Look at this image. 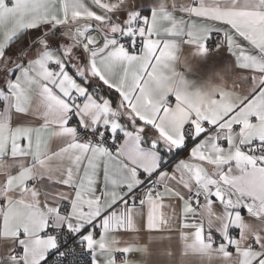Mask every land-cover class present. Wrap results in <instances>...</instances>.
Returning <instances> with one entry per match:
<instances>
[{"label":"snow or ice","instance_id":"6c2138e0","mask_svg":"<svg viewBox=\"0 0 264 264\" xmlns=\"http://www.w3.org/2000/svg\"><path fill=\"white\" fill-rule=\"evenodd\" d=\"M178 41L231 87L188 91ZM0 171V264H149L119 237L166 197L186 253L264 264V0H0Z\"/></svg>","mask_w":264,"mask_h":264},{"label":"crops","instance_id":"0c3cea01","mask_svg":"<svg viewBox=\"0 0 264 264\" xmlns=\"http://www.w3.org/2000/svg\"><path fill=\"white\" fill-rule=\"evenodd\" d=\"M167 2V0H166ZM178 2H185V0H178ZM179 15V14H177ZM35 31V30H32ZM222 34V33H221ZM23 39V38H22ZM222 39V37H221ZM218 39L210 38L208 45L212 44L215 48L216 41ZM180 47L177 50V55L180 57L179 60L175 62V70L178 74L183 76L185 81H187V90L188 91H198L204 90L209 85L221 82L219 80L220 76L223 75L224 83L228 87H231L232 81L234 80V75L227 71V67L230 63V58L228 54L219 53V52H209L202 56L193 55L191 53V48L187 45H184L182 42H179ZM21 45L18 43L8 50V55L15 58L17 51ZM116 95L112 96L113 101L116 100ZM169 102L172 105H175V96L169 94ZM148 135H151V129L147 132ZM202 138V137H201ZM58 141L54 139L53 147L55 148ZM193 145H189L188 151L180 152L175 157L171 159V164L175 165L179 159H186L188 157L190 148ZM226 146V144H225ZM171 171V167L168 169ZM15 174V172H13ZM4 173L0 171V177ZM102 177V171H101ZM203 202V200H202ZM163 207L160 209L166 216L171 217V223L168 228L161 231H153L149 233L146 229L139 230V228L129 230L124 232L119 238L122 240L121 247L132 244H150L152 249V256L150 257L149 264H226L223 257L216 253L214 250L210 253L208 257H201L196 253L185 252L184 242L180 239V211H181V202L178 200H170L169 198H164ZM193 206H195L193 204ZM214 208L217 212L222 211V206H219L218 203L214 204ZM241 215L246 220V231H250L252 228H255L256 225L251 223H258L254 221V218L249 217L246 209H241ZM139 220V217H137ZM187 231H192L188 229ZM206 234V233H205ZM238 230L233 232V235L238 237ZM152 237H156L155 240ZM234 252V249H230ZM161 251H168L172 253L171 257H165L159 255ZM128 258L135 262V264H144V258L140 253L133 252L127 254Z\"/></svg>","mask_w":264,"mask_h":264},{"label":"built area","instance_id":"2783aa9c","mask_svg":"<svg viewBox=\"0 0 264 264\" xmlns=\"http://www.w3.org/2000/svg\"><path fill=\"white\" fill-rule=\"evenodd\" d=\"M212 38H215V39H221L222 37V34H216V33H213ZM210 47H213L212 44L209 45ZM114 150V149H113ZM201 202H202V198H201ZM195 205V203H193Z\"/></svg>","mask_w":264,"mask_h":264}]
</instances>
